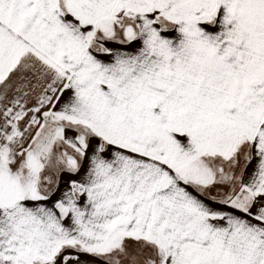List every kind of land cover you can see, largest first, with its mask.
<instances>
[{"label":"snow or ice","instance_id":"1","mask_svg":"<svg viewBox=\"0 0 264 264\" xmlns=\"http://www.w3.org/2000/svg\"><path fill=\"white\" fill-rule=\"evenodd\" d=\"M0 264H264V0H0Z\"/></svg>","mask_w":264,"mask_h":264}]
</instances>
